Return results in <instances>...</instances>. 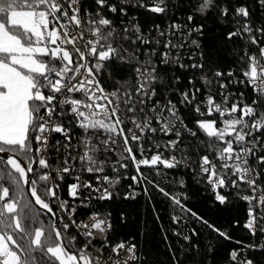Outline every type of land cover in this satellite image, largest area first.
Segmentation results:
<instances>
[{
	"label": "snow or ice",
	"instance_id": "snow-or-ice-1",
	"mask_svg": "<svg viewBox=\"0 0 264 264\" xmlns=\"http://www.w3.org/2000/svg\"><path fill=\"white\" fill-rule=\"evenodd\" d=\"M93 2L89 11L85 0H0V264H138L136 244L109 241L110 213L90 212L77 222V208L118 195L114 189L128 179L121 170L126 173L129 163L138 184L147 180L142 167H188L185 148L193 146L184 143L185 134L199 139L198 132L214 159L200 156L191 171L206 178L219 204L233 195L246 202L243 227L255 242L234 240L187 208L186 195L178 198L155 186L180 210L171 217L174 223L190 214L239 245L229 253L234 264H254L246 253L264 251V0L254 4L259 21L247 3L231 0H194L184 20L173 11L184 7L183 0ZM141 10L166 17V27L142 28ZM209 12L238 45L232 51L239 78L234 69L224 72L204 59L205 26L194 20ZM192 48L200 62L185 63L196 55L186 51ZM113 65L127 67L132 78L109 91L101 80L111 78ZM178 69L200 72L204 93L192 77V87L181 90ZM239 88L251 90L250 101ZM74 128L81 133L75 144ZM67 177L75 181L68 185L71 204L59 194ZM42 214H50L48 224ZM195 234L193 229L182 238L190 242ZM172 258L181 264L175 253Z\"/></svg>",
	"mask_w": 264,
	"mask_h": 264
},
{
	"label": "trees",
	"instance_id": "trees-1",
	"mask_svg": "<svg viewBox=\"0 0 264 264\" xmlns=\"http://www.w3.org/2000/svg\"><path fill=\"white\" fill-rule=\"evenodd\" d=\"M222 2H227V0H222ZM193 3L194 0H183L184 7L180 11L173 9L175 15L180 20H184L192 10L188 5ZM231 3H247L253 11V18L257 21L261 19L259 11L254 7L255 0H231ZM85 5L89 11L96 7L93 0H85ZM137 15L140 18L142 28L145 30L153 23L159 24L162 29L166 27V17L164 16H157L143 10ZM112 19L115 21L116 18L112 17ZM194 23L205 26L203 35L200 37L202 50L205 54L204 59L214 61L213 67H218L221 71L227 72L229 69H234L235 75L239 78V69L236 68L235 64L238 55L232 51L233 48H238V45L227 40L226 33L229 28L218 19L214 12H209L205 18H196ZM261 46L264 47V41L261 42ZM186 51L193 52L196 55L193 60L185 58V63L200 62L198 50L192 48ZM249 51L254 52L256 49L253 47ZM176 75L180 76L181 90L192 87L188 83L189 78L192 77L195 79L196 87H200L201 93H204L202 82L199 79L200 72L192 69H178ZM126 78H132L129 69L122 65H113L111 78L104 76L101 83L106 88L112 89L116 87V82L123 81ZM232 90L235 91L236 89L233 88ZM213 91H215V86H213ZM239 91H244L245 96L250 101L252 96L250 89L239 88ZM238 94L239 92H237ZM171 98L176 99L175 96ZM180 112L181 115L186 116L183 108L180 109ZM185 123L189 127H193L190 119L186 118ZM198 137L199 139L192 138L189 140L185 134L184 143L193 146L185 148V151L189 152L191 156L188 167L171 170L165 169L163 165L156 166L155 170L142 167L141 171L147 177V180L138 184L131 179L136 173L131 163H129L126 173L121 170V175L126 174L128 179H121V183L114 189V192L118 195H114L113 199L109 201H96L88 209L81 208L78 212L79 215L82 217L94 209L105 214L110 213L112 229L109 234V241L113 244L120 241L136 244L139 254L138 264H174L172 253L176 254L181 264H234L230 260L229 253L234 249L239 251V245L219 237L190 214H185L180 223H174L171 217L174 215L179 216L181 214L180 210L175 208L172 202L155 186L159 185L160 188L178 198L186 195L187 198L183 199L182 203L187 208L203 217L209 224L227 232L234 240H241L245 244L255 242L257 238L250 237L243 227L248 219L246 202L236 199L233 195L230 197L229 202L223 205L219 204L214 200L212 188L207 184L206 178L199 177L191 171L192 167L194 169L197 167L200 156L209 154L207 143L202 142L206 141L207 138L199 132ZM171 138L175 139L174 136ZM161 139L166 140L168 137H162ZM133 149L135 152L134 144ZM174 154L178 157L180 155L179 153ZM260 154H264V152ZM209 158H214V155L209 154ZM111 175L114 174L111 173ZM181 179L184 181L183 186L179 184ZM130 185L131 187H129ZM145 187L147 188L146 193L144 191ZM126 193L135 194V198L125 199ZM41 220L48 224L49 216L42 214ZM237 221L239 222L238 225L236 224ZM193 229L196 234L192 236L191 241L183 240L182 236L184 234L191 235ZM176 232H180L181 236L175 235ZM259 239L264 242V236ZM193 245L199 247L188 253ZM209 246L213 249L211 253L207 251ZM182 249L187 255L181 253ZM249 255L251 259H254V264H264V251H254Z\"/></svg>",
	"mask_w": 264,
	"mask_h": 264
},
{
	"label": "built area",
	"instance_id": "built-area-1",
	"mask_svg": "<svg viewBox=\"0 0 264 264\" xmlns=\"http://www.w3.org/2000/svg\"><path fill=\"white\" fill-rule=\"evenodd\" d=\"M88 10V9H87ZM104 88L106 89V90H112V89H109V88H106L105 86H104ZM206 94V93H205ZM154 125H156L155 124V122H153V126ZM73 132L75 133V136H74V139H73V144H75L76 143V137H79L80 135H81V133H80V131L78 130V129H73ZM60 137L59 136H57V139H59ZM130 143H131V141H130ZM135 145V144H134ZM146 146H147V144H146ZM134 150V149H133ZM147 155H151V153H147ZM168 154L167 153H165V156H167ZM137 156H138V158H139V154H137ZM112 160H115L116 159V156L115 155H112ZM211 159H214V158H211ZM214 162H216L217 164H219V162L218 161H215L214 160ZM192 169H194V167H192ZM108 174L109 175H111V172L109 171L108 172ZM85 178H87V179H92L93 180V182L95 183V178L94 177H91V176H89V177H85ZM73 182H75L74 180H73V178L72 177H67L66 179H65V181L64 182H62L61 183V186H60V196H61V198L62 199H66V200H69V203L71 204L73 201H72V199L68 196V185L69 184H71V183H73ZM64 188H65V191H64ZM96 201H99V200H95V199H93L91 202H90V206L92 205V203H94V202H96ZM107 201H109V200H107ZM100 202H103V201H100ZM76 203L78 204L79 203V201H76ZM80 209L81 208H77V214H76V219H77V222H79V220H81V219H85L86 217H87V215L90 213H88V214H84V216H80L79 215V211H80ZM54 211H56V208L54 207ZM92 212H99V213H101L102 214V216L103 217H108V214H105V213H102V212H100V211H96V209H94ZM109 219H110V217H108ZM255 238V237H254ZM128 243H131V242H128ZM137 252H138V249H137ZM246 255H248V258H250V255H249V253H246ZM251 259V258H250Z\"/></svg>",
	"mask_w": 264,
	"mask_h": 264
},
{
	"label": "water",
	"instance_id": "water-1",
	"mask_svg": "<svg viewBox=\"0 0 264 264\" xmlns=\"http://www.w3.org/2000/svg\"><path fill=\"white\" fill-rule=\"evenodd\" d=\"M27 190V189H26ZM37 207H39V206H37ZM46 211V210H45ZM47 216H50V214H46Z\"/></svg>",
	"mask_w": 264,
	"mask_h": 264
}]
</instances>
